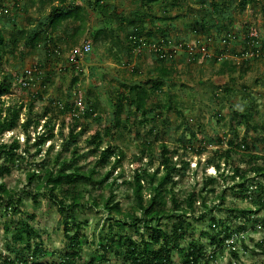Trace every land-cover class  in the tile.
<instances>
[{
    "label": "rangeland",
    "instance_id": "1",
    "mask_svg": "<svg viewBox=\"0 0 264 264\" xmlns=\"http://www.w3.org/2000/svg\"><path fill=\"white\" fill-rule=\"evenodd\" d=\"M87 1L77 0L76 2L85 8ZM200 1H185L180 9L174 7L171 12L170 16L175 18L179 15V19L158 23L164 28L168 27L166 36L170 45L165 48V52L170 54L177 50V53H174V57L166 64L173 68V72L162 93L154 96L149 102V108H153L154 103L159 101L162 104L170 102L171 109H160L161 116L155 117L153 122L145 123L144 118L139 116L136 124L133 119L132 122H126V117L119 120L120 124H112L111 120L114 118L112 113L118 94L128 93L133 83L155 80L159 74V62L151 53L152 47L145 46L128 56L127 52L121 50V46L114 44L113 40H116L117 35L125 36L126 32L134 30L127 23L120 25V21L115 17L110 16L109 24L113 30L108 32L111 30L108 27L106 29L108 37L101 42L92 41L88 34L82 38L77 36L74 39L77 43L73 44L70 40L67 42V37L64 39L62 32L59 31L53 34L55 40L59 38L57 45L62 51L59 56L47 57V51L52 50L53 45L48 49L42 45H30L24 48V42H21L16 52L2 62L0 80L3 72H9L18 79L12 85V93L1 99L0 110L2 107L7 108L14 104H28L32 96L39 92L41 101L35 100L34 110L40 112L44 107H50L49 116L55 123V138L46 142L39 155H34L37 149L36 139L45 135L48 128L44 126V121L38 128L31 127L28 141L22 125L25 122V109L18 127L0 136V143L8 146L14 140H18L21 144V152L27 143L30 147L25 161L21 162V167H13L11 173L5 175L2 181L14 194V199L20 200V203L17 204V212L6 213L4 206L0 208V264L5 257L13 259L16 256L28 260L29 264H66L64 258L68 252L73 251L79 255L75 264H89L93 259L95 264H127L124 259L118 261L112 258L109 262L102 260V252L99 251L101 238L111 232L110 217L103 207L104 201L113 195L111 203L120 204L122 213H115L116 221L123 220V213L133 212L140 216L141 213L137 214L133 211L136 206V195L133 189L136 172L142 169L154 172L160 164L159 147L166 144L172 150L183 144L181 138H185L186 141L190 140L192 148L188 151L181 150L180 154L174 156L173 162L181 166V161L184 160L189 162V167L185 172L174 176L172 185L175 187L180 202H183L191 191L203 193L204 197L196 204L195 213L181 217L185 222L183 247H188L192 242L198 241L204 246L205 258L199 264H264V227L262 225L264 211L252 216L249 220L239 211L231 213L227 210L228 208L253 209L254 203L252 199L240 200L235 197L236 192L234 191L236 190L230 188L235 182H240L238 179L233 181L228 177L226 179L221 177L223 173L231 174V167L239 165L243 170L249 169L247 158L238 156L231 167L225 166L222 161L220 171L214 166L206 167V162L212 159L216 150L221 148L218 143L219 139L224 140L223 150L228 147L227 144L231 139V117L235 110L240 112L249 110L255 113L251 120V127L258 126V130L247 129L245 125L240 126L239 139L245 134L249 136V144H254L255 153L263 158L259 161L264 165V54L259 52V57L252 52L247 54L246 59L249 58V62L244 66L249 69L244 74L240 69L237 73H231L223 67V63L213 60L219 56L220 51L225 49V44L221 39L226 36L227 30L235 35L233 37H236L232 39L234 41L228 48L235 50L237 54H240L239 44L246 39L248 32L258 39V48L264 46V0H255L254 3H248L244 7L241 5L244 3L243 0H217L221 4L233 1V6L229 9L232 24L221 35H217L215 28H211V33L215 36L212 41L206 39L205 32L199 24H196L197 20L202 17ZM114 2L122 16H128L139 4L133 0H115ZM161 3L166 2L162 0L153 4L155 17L163 14L164 9ZM14 4V0H0V10L2 8L8 10V13H5L7 17L4 16L0 20V30L4 29L7 37L14 23L15 27L24 30L41 28V23L50 13L48 6L40 12L38 0H19L16 8ZM167 6L170 8L169 5ZM89 16L88 27L96 26L98 16L93 13H89ZM68 24L70 34L71 29H74L77 23L71 20ZM145 27L147 30L155 28L149 19L146 20ZM159 35L156 34L155 40L161 38ZM143 37L147 38L146 35ZM86 41L93 45L92 54L72 60V53H76ZM200 44H203L204 52L200 50ZM184 45L188 47V50L193 49L191 57L190 52L182 47ZM208 56L211 57L206 58ZM223 56L229 61L240 62V65H243L241 56L232 53H224ZM72 66L75 67V71L71 69ZM27 71L38 74L36 77L33 76L35 84L28 89H23L21 78ZM78 72L81 73L78 75L77 84L71 85L70 79ZM225 87H228L231 93H224ZM64 103L73 104L77 113L82 112L86 106L97 107V117L80 119L81 124L88 126V131L79 141L81 147L79 165L85 170L98 166L99 175L96 177L113 171L110 181L117 180V186L113 192L109 187L95 189L92 185H88L83 191L87 203L73 211L77 222L83 225L70 234L72 237L79 235V248H70V238L65 232L64 223L68 213L63 211L62 206L64 205L47 197L45 190L40 191L37 198H34L29 192L34 190V186H30L27 179V173L30 170H41L39 165L44 162L51 164L58 153H63L61 164L64 159L72 156L71 150L74 145L67 147L70 115L59 112V105ZM153 127L156 130L155 133H151ZM106 128H111L112 134L110 137H103L102 142L98 143L99 148L96 145L85 146L86 141L91 139L96 131L103 133ZM192 133L196 134L195 138ZM146 141L152 142L153 146L147 155L142 156V144ZM109 145L125 152V158L119 167L114 166V158H111L108 165L99 166V152ZM203 149L204 154L199 156L196 153L197 150ZM162 174L161 168L159 175ZM209 176L218 179L216 185L212 186L216 189V193L202 191L205 180ZM248 178L247 185L252 186V192L259 184L264 185V175L257 176L249 173ZM144 186L147 188L148 183L145 182ZM226 190V199L222 202L218 195ZM56 194L62 199L60 191ZM144 198L145 200L150 199L149 191L144 192ZM161 202L166 210H171L169 195L167 200ZM68 204L69 202L65 206ZM32 215L35 216L34 220L30 219ZM19 219H24L31 226L36 235L30 240V245L34 247L36 243L41 244L44 257L41 254L33 257L32 247L28 248L25 244L16 242L13 240V234L4 230L5 222L12 221L14 225H17ZM176 220L172 216L163 218L162 229L170 232ZM226 227L233 231L240 227L243 230L240 233H233L232 239L226 240L224 245H211L209 235H219L223 240L224 234L221 232ZM149 234L150 232L143 227L142 223L136 227L127 225L124 229L125 236L132 237L139 242L144 239L148 240ZM175 262L182 264L178 254L175 255Z\"/></svg>",
    "mask_w": 264,
    "mask_h": 264
},
{
    "label": "trees",
    "instance_id": "2",
    "mask_svg": "<svg viewBox=\"0 0 264 264\" xmlns=\"http://www.w3.org/2000/svg\"><path fill=\"white\" fill-rule=\"evenodd\" d=\"M38 1L40 12L44 10L46 6L50 8V13L41 23V28L35 27L31 30H24L23 28L15 27V23L13 22L14 26L9 33V37L5 34L6 31H3L4 29L0 30V70L3 69L2 62L6 61L9 55L16 52L21 42H24V48L30 45H42L48 49L49 46L53 45V49L47 51V57H51L52 55L59 56L62 53L57 45L59 38L55 40L53 36V34L59 31L62 32L61 35L64 39L67 37V42L70 40L73 44L77 43V41L74 42V39L77 36L82 38L88 34L90 36L89 38L96 43L101 42L103 39L106 40L108 37L107 33L113 30L109 24V18L112 16L120 21V25L127 23L134 28V30L126 32L125 36L117 35L116 40H113L115 45L121 46V50L127 52L126 54L128 56H131L135 51H139L145 46L152 47L153 50H151V53L159 62V74L155 80H150L146 83H133L130 85L128 93L118 94L114 104L115 109L112 113L114 115V118L111 120L112 124H120L119 120L123 117H126V122H132L133 119V122L136 124L139 116L144 118L145 123L149 121L153 122L155 117L161 116L160 109H171L170 102L162 104L160 101L154 103L153 108H149V102L151 99L162 93L164 86L167 84L169 76L173 72V68H170L166 64L174 57V53H177V50L170 54L165 52V48L170 45L166 36L168 27L164 28V26L158 23H164L176 18L179 19V15L175 18L170 16L171 12L174 7L180 9L187 0H164L166 3H161L164 9L163 14L162 16L157 17L153 15V4L159 3L162 0H133L139 4L138 7L134 11H131L128 16L121 15L119 8L114 2L115 0H88L85 3L86 9L83 8L81 4L77 3V0ZM243 2L244 3L241 5L244 7L248 3H254L255 0H243ZM14 3V8H16V4L19 3V0H14ZM200 4L202 17L197 20L196 24H199V27L203 29L206 34V39L212 41L215 36L211 33V28H215L214 31L216 34L221 35L223 31L227 30L229 25L232 24L229 9L233 6V1H230L228 4H221L217 0H201ZM167 5H169L170 8ZM5 13H8V10L2 8L0 10V20L4 16L7 17ZM89 13L98 16L96 26L88 27ZM99 17L101 19H99ZM148 19L155 28L147 30L145 23ZM71 20L77 23V25L74 29H71V33L69 34L68 27L70 26L68 23ZM228 20H230L229 23H227ZM108 27H110L111 30L107 32L106 29ZM171 29H173V27H171ZM195 31L197 32L198 30ZM227 31L226 36L221 39L225 44V49L220 51L219 56L213 60L215 62L223 63V67H226L231 73H237L241 70L244 74L249 69L244 66V64L246 65L249 62V58L246 59L247 54L252 52L255 56L259 57V52L264 54V46L258 48V39L248 32L246 39L240 42L239 45L241 47V52L240 54H237L235 50H230L228 48L232 41H234L232 39H235L236 37H233L235 35H232L230 30ZM156 34H160L159 36L161 38H159V40H155ZM144 35H146L147 38H144ZM85 43L90 42L86 41ZM200 46L201 50L203 44H200ZM182 47L190 52L189 56L191 57L193 49L190 50L189 48L188 50L186 45ZM224 53H232L233 55L241 56V58H243V65H240V62L234 63L233 61L224 58ZM87 56L88 55L85 57ZM210 57L211 56H208L206 58ZM79 58L80 56L78 55L77 60ZM71 69L75 71L74 66H72ZM79 73L81 72H78L75 77L70 79L71 85L77 84ZM37 74L38 73H34L33 76L36 77ZM17 79L18 77H15L9 72L2 73V78L0 80V103L4 96L12 93V85ZM23 82H28L30 85L24 86ZM35 82L36 81L33 77L31 80L27 73H25L21 78V88L28 89L32 84H35ZM223 91L226 94L231 93V90L228 87H225ZM35 100L41 101V95L39 92H36V94L32 96L31 102L28 104L20 103L8 106L7 108L2 107L0 110V136L5 132L12 131L18 127L21 115L25 109V122L22 125L28 136V141L30 140L29 130L31 127L34 126L38 128L42 121H44V126L48 128L47 133L39 136L35 141L37 149L34 155L37 156L42 152L43 146L46 142L55 138V123L49 116V106L44 107L40 112L34 110L36 103ZM96 110L97 107L92 105L86 106L82 112L77 113L73 104H60L59 112L64 115H70L67 147L74 145L71 150L72 156L69 159H64V162L61 164L63 153H58L52 160V165L44 162L42 165H39L41 170H30L27 173L28 184L34 186V190L29 191L34 198H37V194L40 193V191L45 190V195L47 197L60 205H64L62 206L63 211H67L68 213L64 223L65 232L70 238V248H79L80 246L79 235L72 237L70 234L72 231H76L83 225L77 222L76 216L73 212L76 208L86 205L87 203L83 191L88 185H92L95 189L109 187L113 192L114 188L117 186L116 179L110 181L113 171L106 172L104 175L96 177L99 175L98 166H93L85 170L79 165V151L81 149L79 141L88 131V126L83 123L81 124L80 119L97 117ZM232 113L230 128L231 139L227 144L228 147L223 150L224 140L219 139L218 143L221 145V148L220 150H216L212 159H209L206 162V167L214 166L220 171L222 169V161H224L223 163L225 166L229 165L231 167V164L238 156L247 158L250 165L249 169L243 170L241 166L238 165L231 167V174L226 175L223 173L221 174V177L224 179L228 177L233 181L238 179L240 182H235L234 186L230 188L231 190H236L234 191L236 192L235 197L240 200H253V209H227L231 213L239 211L241 215L250 220L252 219V216H256L261 211H264V185L259 184L256 187V190L252 192V186L250 187L247 185L249 179L248 176L249 173H254L257 176L264 175V165L259 161H262L263 158L255 153L254 144H249V136L245 134L239 139L240 134L238 129L240 126L245 125L247 129L257 131L258 126L251 127V120L255 115L254 112L249 110H245L244 112L235 110ZM155 132L156 130L153 127L151 133ZM111 134V128H106L103 133L96 131L94 136L86 141L85 146L96 145L98 147V143L102 142L103 137H110ZM138 134L139 133H137V135ZM192 134L195 138L196 134ZM181 141L183 144H180L172 150L166 144H162L159 147L160 164L154 172H150L148 169H142L136 172L133 186L136 195V206L133 208V211L137 214L141 213L140 216L133 214V212L123 213V220L116 221L114 218L115 213H122L120 204L111 203L114 197L113 195L104 201L103 207L110 217L109 226L111 227V232L101 238V243L99 245V251L102 252L103 262H109L114 258L118 261L124 259L127 264H176L175 255L178 254L181 257L182 264H199L205 258L204 246L199 241L192 242L188 247H183L182 245V241L185 239V222L181 217H186L191 213H195L197 211L196 204L200 202V199L203 200L204 197L202 196L203 193L200 194L196 191H191L188 193L184 201L180 202L175 187L172 185L174 176L185 172L189 167V162L184 160L181 161V166H178L179 164L173 162L174 156L180 154L181 150L188 151L192 148V146H190L192 143L190 140L186 141L185 138H181ZM28 145L29 144L27 143L25 149H22L21 152V144L18 140H14L10 146L0 143V208L4 206L6 213L17 212V204L20 203V200L16 201L14 199V194L8 190L7 186L2 181L5 175L11 173L13 167H21V162L25 161V156L30 151ZM142 146V156H144L151 151L153 143L146 141ZM204 151V149L197 150L196 153L201 156L204 154ZM111 158H114V166L119 167L125 158V152L119 148H114L113 145L107 146L99 152V166L108 165ZM140 159L142 160L143 158ZM161 168L163 174L159 175ZM145 182L148 183L147 188L144 186ZM217 182L218 179L216 177H207L202 191L216 193V189L212 186L216 185ZM58 191H60L62 199L58 198V194H56ZM145 191L150 192L149 200H145L144 198ZM226 193L227 190L218 195V198H220L222 202L226 199ZM168 195L172 206L171 210H166L163 204H161V201L167 200ZM68 202V206H65ZM203 204L206 206L205 203ZM171 216L177 220L173 223L171 231L167 232L162 229L161 222L163 218H169ZM34 218V215L30 216L31 220H34ZM140 223H142L143 227L150 232L148 240L144 239L139 242L132 237L124 235L125 226L130 225L136 227ZM262 225L264 227V220ZM215 226H217V224ZM4 230L7 233H12L13 240L16 242L25 244L28 248L32 247L30 245V240L33 239L36 234H34L31 226L24 219H19L17 225H14L12 221L5 222ZM242 230L243 228L241 227L235 231L226 227L221 232L224 234L223 240L220 239L219 235H209L211 238V245H224L226 240L232 239L234 235L233 233H240ZM32 252L33 257H36L39 254H41L42 257L45 256L41 244L38 243L34 244ZM234 255L237 257L236 254ZM78 256L77 252H68L67 256L64 258V262L66 264H75V260ZM2 264L29 263L28 260L23 259L21 256H16L13 259L5 257ZM89 264H95V260L93 259Z\"/></svg>",
    "mask_w": 264,
    "mask_h": 264
},
{
    "label": "built area",
    "instance_id": "3",
    "mask_svg": "<svg viewBox=\"0 0 264 264\" xmlns=\"http://www.w3.org/2000/svg\"><path fill=\"white\" fill-rule=\"evenodd\" d=\"M92 50H93L92 44L91 43H85L79 50H77L76 53H72V55H73L72 56V60H77V56L78 55L80 57H83V56H86V55H90L92 53ZM190 50H192V48H190ZM201 50L204 52L205 48L203 47ZM26 73L30 77V79L32 80V77H33L32 71H27ZM23 85L24 86H29L30 84L28 82H23Z\"/></svg>",
    "mask_w": 264,
    "mask_h": 264
}]
</instances>
